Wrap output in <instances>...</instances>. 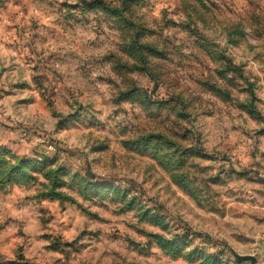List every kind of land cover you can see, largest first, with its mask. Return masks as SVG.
<instances>
[{
  "label": "clouds",
  "instance_id": "9594fccd",
  "mask_svg": "<svg viewBox=\"0 0 264 264\" xmlns=\"http://www.w3.org/2000/svg\"><path fill=\"white\" fill-rule=\"evenodd\" d=\"M0 13V264H264V0Z\"/></svg>",
  "mask_w": 264,
  "mask_h": 264
},
{
  "label": "rangeland",
  "instance_id": "374dc122",
  "mask_svg": "<svg viewBox=\"0 0 264 264\" xmlns=\"http://www.w3.org/2000/svg\"><path fill=\"white\" fill-rule=\"evenodd\" d=\"M3 27H4V17H3V14L0 13V38L3 37L4 33H3ZM28 163V161L26 160H21V165H26ZM207 166V165H205ZM145 215H147V213H145ZM185 247H187V245L185 244L184 245ZM50 247V246H48ZM181 251L182 249H178L176 252L173 253V258H179L180 254H181ZM238 255H240V258L241 259H245L247 258L242 251L238 250ZM204 256V252L202 249H199V248H196V249H193L192 252H190L188 254V258L190 260L192 259H200V258H203ZM209 260H211V257H209ZM206 264H209V261H206ZM211 264H215V261H211Z\"/></svg>",
  "mask_w": 264,
  "mask_h": 264
}]
</instances>
